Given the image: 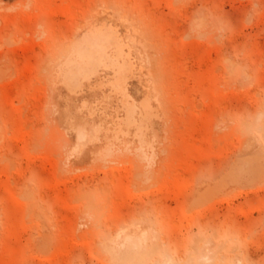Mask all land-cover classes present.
I'll return each instance as SVG.
<instances>
[{
  "label": "rangeland",
  "instance_id": "374dc122",
  "mask_svg": "<svg viewBox=\"0 0 264 264\" xmlns=\"http://www.w3.org/2000/svg\"><path fill=\"white\" fill-rule=\"evenodd\" d=\"M252 154L264 0H0V264H264V171L190 205Z\"/></svg>",
  "mask_w": 264,
  "mask_h": 264
},
{
  "label": "bare ground",
  "instance_id": "6f19581e",
  "mask_svg": "<svg viewBox=\"0 0 264 264\" xmlns=\"http://www.w3.org/2000/svg\"><path fill=\"white\" fill-rule=\"evenodd\" d=\"M96 53L97 54L95 56H93L92 54H90V55H87V54L79 55L80 59H86L87 65L90 66L91 70H90V73L88 75L89 76L90 75H96L98 72V68L101 65H103L104 68H110L112 70L113 74L118 75V76L116 75L117 77L115 78L114 87L116 88V86H117V89H119L118 88L119 86L117 84H118V81H120L121 73H123L122 68H124L125 66H123L122 68L120 67V65L122 66L123 64L120 63V65H119V63H118L119 54H118L117 50L114 51V53L111 57L105 56L103 49L97 50ZM120 55H122V54H120ZM124 59H125V57H124ZM103 61H106V62L102 63ZM123 62L124 61H122V63ZM127 63H124V64H127ZM66 78L70 84V82H72V78H74V76L72 73H68ZM127 113L131 117L132 116V114H131L132 109L129 110ZM259 156L252 154V156L249 155L248 157L237 160L236 161L237 163H235L234 162L235 160H234L233 163L231 164L229 170H227V172H225L222 176L217 178V180L215 179L214 182H212L210 184L209 183L208 184L205 183V185L199 184L197 186V188H195L196 190H194L195 191L193 193L194 195L192 196V198L190 200L191 207L195 208V209H201L203 207L210 205L211 203H213L215 201V198L218 195L220 198V193L223 192L224 190H228L227 189L228 187L231 188V186H239L240 184L244 183V182H241V181H243L244 178H247L246 181L248 183H250V185H248V183H247L248 186H252L251 183H253V185H254V183L257 182L258 179H261L259 177L262 176L261 174L264 171V169H262V168H264V166L262 167V165H261V162H263L261 160L262 156L261 157H259ZM236 166H237V168H235ZM241 166H243L244 168H241ZM242 186H245V185H242ZM111 242H112V244H111ZM103 250L109 256V261L111 264H126L127 257H128L127 255L129 252L125 246H124L123 252H122L119 249L115 248L114 243L111 240L110 245L105 246L103 248ZM136 254L138 255V262L142 263L143 258H144V252L137 250Z\"/></svg>",
  "mask_w": 264,
  "mask_h": 264
}]
</instances>
